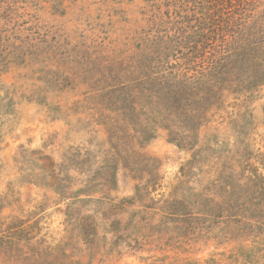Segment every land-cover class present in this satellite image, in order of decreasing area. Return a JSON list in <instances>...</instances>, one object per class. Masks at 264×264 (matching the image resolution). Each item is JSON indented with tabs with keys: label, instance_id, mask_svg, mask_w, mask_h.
Wrapping results in <instances>:
<instances>
[{
	"label": "rangeland",
	"instance_id": "374dc122",
	"mask_svg": "<svg viewBox=\"0 0 264 264\" xmlns=\"http://www.w3.org/2000/svg\"><path fill=\"white\" fill-rule=\"evenodd\" d=\"M17 5L13 19L0 22V264H264L262 217L212 215L214 185L248 197L247 178L264 175V87L238 108L230 98L201 119L181 117L178 134L193 149L159 129L114 156L117 145L96 112L124 61L87 45L120 44L146 28L145 1ZM153 171L158 180L147 190ZM105 176L114 178L109 189ZM86 186L92 191L78 197L58 193ZM109 199L129 200L119 217L130 226L104 220ZM84 215L97 227L89 245L74 239ZM19 223L23 241L12 253L6 241Z\"/></svg>",
	"mask_w": 264,
	"mask_h": 264
},
{
	"label": "trees",
	"instance_id": "16d2710c",
	"mask_svg": "<svg viewBox=\"0 0 264 264\" xmlns=\"http://www.w3.org/2000/svg\"><path fill=\"white\" fill-rule=\"evenodd\" d=\"M18 1L0 0V22L13 19L19 9ZM144 1L146 28L120 44L92 39L87 45L111 51L124 61L110 76L115 83L105 87L98 104L102 114L96 112L105 120L109 142L117 145L111 150L114 156H119L123 146L126 151L133 148V143L147 144L158 135L159 129L168 132L170 142L193 149L194 144L178 134L181 117L201 119L210 108L224 107L230 98L234 99L231 105L238 108L240 102L247 103L264 87V0ZM38 41L46 42L44 36H39ZM49 159L41 158L55 183L58 178ZM105 177L101 185L109 189L114 178ZM149 177L148 187H143L147 190L157 183V171ZM247 180L251 184L247 187L248 197L236 196L220 183L214 185V217L228 213L230 217L242 215L252 219L256 214L264 219V175L255 174ZM96 181L90 180V185ZM90 189L65 188L58 193L61 197H78ZM113 201L107 202L103 218L111 221L109 225L114 223L118 229H125L130 222L124 225V218L119 215L132 204L127 199ZM76 220L79 234L74 239H82L89 245L88 239L97 228L95 220L89 215L78 216ZM13 228L17 229L6 241V247L15 253L22 245L23 230L20 223Z\"/></svg>",
	"mask_w": 264,
	"mask_h": 264
}]
</instances>
